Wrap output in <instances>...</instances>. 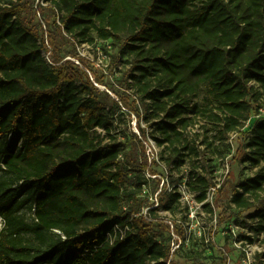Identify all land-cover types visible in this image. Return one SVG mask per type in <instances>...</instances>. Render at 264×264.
Segmentation results:
<instances>
[{
  "label": "trees",
  "instance_id": "obj_1",
  "mask_svg": "<svg viewBox=\"0 0 264 264\" xmlns=\"http://www.w3.org/2000/svg\"><path fill=\"white\" fill-rule=\"evenodd\" d=\"M7 1L0 0V264H174L163 240L169 225L154 209L142 213L143 174L156 175L146 139L169 144L177 159L199 92L207 98L200 114L225 132L263 105L264 0H42L51 25L27 0ZM122 34L139 93L138 102L121 100L138 119L130 138L115 131L109 103L120 109L117 102L99 92L102 80H91L75 52ZM249 134L247 160L259 165L264 119ZM237 187L232 204L253 209L264 234V197L256 207L249 200L264 191V171ZM177 198L162 190L158 206L169 211ZM27 205L33 224L20 214Z\"/></svg>",
  "mask_w": 264,
  "mask_h": 264
},
{
  "label": "rangeland",
  "instance_id": "obj_2",
  "mask_svg": "<svg viewBox=\"0 0 264 264\" xmlns=\"http://www.w3.org/2000/svg\"><path fill=\"white\" fill-rule=\"evenodd\" d=\"M27 1L40 12L36 18L48 19L51 25L53 19L42 0ZM126 37L122 34L118 41L98 42L94 48L77 45L75 52L87 60L91 80L94 81V75L102 80V85L95 84L99 92L117 102L120 109L113 102L109 103L115 131L123 138H130V134L138 133V119L124 109L121 100L125 99L129 104L138 102L139 93L135 82L129 79L136 59L127 53ZM61 49L63 54L70 52V43L61 41ZM65 59L72 60L70 57ZM156 85L158 82L153 81L152 86ZM190 104L197 109L189 115L188 127L181 131L183 140L174 146L179 150L177 159L173 147L168 149L169 144L158 147L150 137L146 139L147 163L156 175L147 171L143 174L142 182L145 183L141 197L146 206L142 213L154 209L152 216L169 225L170 233H165L163 240L170 248L174 264H264V258L256 259L257 254L264 252V234L256 231L258 225L252 218L253 209L239 211L231 201L239 184L264 171V162L253 165L247 160L253 156L249 148V128L243 125L235 131L225 132L218 121L203 118L200 109L207 104L204 92H199ZM140 126L146 127L143 122ZM147 131L151 128L147 127ZM175 159L183 160V163L178 165L177 161L173 162ZM197 178H203L205 184ZM9 180L18 183L14 178ZM203 189L206 199L201 202L199 195ZM162 190L178 195L169 211L158 206V194ZM263 197L264 191L249 200L256 207ZM20 214L27 223L35 222L30 205ZM175 231L183 237H178Z\"/></svg>",
  "mask_w": 264,
  "mask_h": 264
},
{
  "label": "built area",
  "instance_id": "obj_3",
  "mask_svg": "<svg viewBox=\"0 0 264 264\" xmlns=\"http://www.w3.org/2000/svg\"><path fill=\"white\" fill-rule=\"evenodd\" d=\"M263 119H264V106H261L249 117V119L245 122L244 127L250 128L254 122L260 121ZM2 227H3V221L2 219H0V228Z\"/></svg>",
  "mask_w": 264,
  "mask_h": 264
}]
</instances>
